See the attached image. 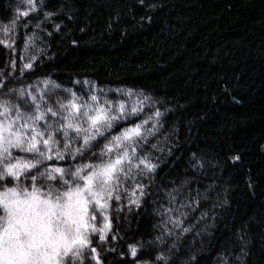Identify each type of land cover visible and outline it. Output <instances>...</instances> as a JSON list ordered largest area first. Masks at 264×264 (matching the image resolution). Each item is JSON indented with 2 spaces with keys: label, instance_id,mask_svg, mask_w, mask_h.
Returning <instances> with one entry per match:
<instances>
[{
  "label": "trees",
  "instance_id": "trees-1",
  "mask_svg": "<svg viewBox=\"0 0 264 264\" xmlns=\"http://www.w3.org/2000/svg\"><path fill=\"white\" fill-rule=\"evenodd\" d=\"M36 5L38 11L23 18L15 13L28 10L26 0H0V40L15 41L14 52L0 45V70L11 72L15 60L13 77H19L22 64L37 57L33 70L8 87L50 78L79 94L82 85L72 82L89 80L108 99L129 106L127 97L108 90L143 91L165 113L145 149L159 167L150 184L148 178L141 181L148 185L142 206L129 209L125 199L119 220L112 221L114 228L119 225L117 240L103 250L93 244L102 264H224L225 258L228 264H264V0H36ZM44 12L54 15L45 20ZM13 19L16 30L5 37L3 27ZM27 37L33 40L25 52ZM154 110L145 107L130 119L139 122ZM193 154L203 168L192 167ZM186 179L192 183L178 199L191 192L199 200L196 211L185 209L183 227L191 231L169 225L172 235L159 243L161 229L153 225L162 221L155 210L168 207L167 192ZM129 245L137 247L135 258ZM160 254L165 259L157 261Z\"/></svg>",
  "mask_w": 264,
  "mask_h": 264
},
{
  "label": "snow or ice",
  "instance_id": "snow-or-ice-1",
  "mask_svg": "<svg viewBox=\"0 0 264 264\" xmlns=\"http://www.w3.org/2000/svg\"><path fill=\"white\" fill-rule=\"evenodd\" d=\"M26 5L28 10H16L17 17L27 18L38 11L36 0H26ZM53 15L44 12V19ZM17 23L13 19L3 27L5 37H10ZM55 28L58 31L60 25ZM32 40L25 39V52ZM0 45L15 51L14 40H0ZM36 60L32 56L31 62L22 64L19 77H13L15 60L10 61L11 72L0 70V264H102L93 244L103 250L105 243L117 240L119 225L114 228L112 221L119 220L125 199L129 209L142 206L148 185L141 181L148 178L150 184L159 167L145 149L149 138L159 134L165 113L155 107L160 102L143 91L108 90L127 97L129 106L125 100L108 99L89 80L72 82L82 85L79 94L50 78L8 87L13 79L19 81L33 70ZM133 96L137 99L132 100ZM145 107L155 110L133 122L130 118L139 117ZM151 148L157 149V144ZM192 159L193 168H203L195 154ZM238 160L239 156L233 157L234 162ZM191 183L186 179L173 187L167 192L169 206L155 210L162 221L153 225L162 233L155 241L164 243L165 234L172 235L169 225L184 233L191 231L183 227L189 217L185 209L196 211L199 200L191 192L185 200L178 199ZM128 249L135 258L137 247L129 245ZM164 259L162 254L156 256L157 261Z\"/></svg>",
  "mask_w": 264,
  "mask_h": 264
}]
</instances>
